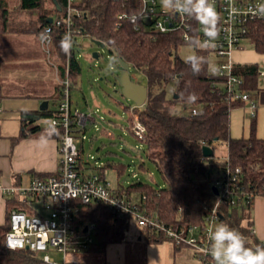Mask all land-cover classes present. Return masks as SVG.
<instances>
[{
  "label": "trees",
  "instance_id": "1",
  "mask_svg": "<svg viewBox=\"0 0 264 264\" xmlns=\"http://www.w3.org/2000/svg\"><path fill=\"white\" fill-rule=\"evenodd\" d=\"M47 1L19 0V14L15 17L7 0H0V40L10 34L40 37L46 28L52 27V53L61 80L65 77L67 58L60 48L63 28L51 25L49 19L61 16L59 10L66 6L67 0H49V7L46 6ZM74 7L82 12L80 18H74L77 27L109 47L117 48L122 61L144 69L147 77V102L145 106L135 108L147 129V135L145 140H137L142 143L147 159L155 165L166 187L135 180L128 186L120 185L117 190L126 192L146 213L157 216L167 227H203L206 216L217 202V195L212 188L214 175L225 170L226 161L217 158L215 154L212 158H205L202 148L209 146L214 149L222 144L227 147L230 166L241 169L240 177L246 189L255 197H264V139L257 137L255 126L247 138L231 136L230 112L243 103L225 99L222 81L210 74L212 55L209 51L194 50L195 54L205 57L209 63L203 66L199 75H193L190 66L178 53L181 46L188 45L183 41V31L161 34L150 29L142 20L132 22L131 18L140 11L136 0H79ZM22 13L30 14L33 19L25 24L34 25V29L24 26V20H20ZM120 15H125V18L119 19ZM195 23L198 22L195 20ZM252 29L255 49L264 53V21L257 22ZM192 45H195L194 40L189 46ZM3 63L0 54V98ZM235 70L245 79L244 89L257 95L264 104V88L259 87L257 66L237 65ZM81 71L80 62L73 52L70 57V76L75 84ZM171 81L175 83L176 91L174 97L169 99L164 85ZM61 88L59 84L60 93ZM190 92L198 97L194 104H188L192 110H198L197 114H173L171 104L177 101L187 104L183 97ZM42 118L41 114L22 117L20 138L41 131L43 127L37 125V122ZM62 133L63 130L57 127L52 136L60 141ZM78 166L85 174L81 157ZM110 170H117L118 175H121L126 165L107 161L98 173L105 178ZM254 208L255 198L248 201L241 198L235 207L222 202L218 208L221 223L241 232L250 241L249 229L254 224ZM10 212L7 223L0 226V264H41V257L37 253L27 249L6 248L5 236L10 230ZM76 218L81 228L94 225L95 242L88 251L101 253H106L109 245L122 242L132 224L129 217L116 216L105 204L99 202L80 203ZM140 237L147 244L168 241L162 233L150 228H141ZM174 249L180 251L184 248L174 246Z\"/></svg>",
  "mask_w": 264,
  "mask_h": 264
},
{
  "label": "built area",
  "instance_id": "2",
  "mask_svg": "<svg viewBox=\"0 0 264 264\" xmlns=\"http://www.w3.org/2000/svg\"><path fill=\"white\" fill-rule=\"evenodd\" d=\"M79 0H67L63 9L59 10L60 17L52 18L51 25L63 28L65 33L72 37V48L70 55H67L65 64V77L61 83V101L58 111L45 114L51 118L48 127L55 130L60 127L63 130L59 147V167L55 174L47 177H35L27 186L4 188L5 195L18 194L23 203L29 200L43 202L47 216H32L25 211L14 209L9 214L10 230L5 236V246L10 250L26 249L37 253L41 257V264H67L68 253H80L88 251L95 242L94 225L81 228L77 225V214L81 204L99 202L105 204L116 216H127L141 228H150L162 233L174 246L192 250L194 257L199 264H215L210 254L209 233L221 223L222 217L218 212L222 202L235 207L241 198L256 200L257 197L246 189L241 180V169L230 166L229 156H225L226 167L222 172L214 175L212 188L218 190L217 202L212 212L206 216L203 227L193 225L188 227H167L157 216H152L140 204L128 197L126 192H119L112 186V183L99 173L84 174L78 166L82 152L78 148L81 139L78 134H83L89 123H96L97 119L92 113H82L73 109L71 100V89L74 80L70 76V57L75 53L74 46L78 44L79 38H90L94 43L96 39L82 28L76 26L74 18H80L82 12L74 7ZM139 3L140 11L133 17L142 20L149 28L158 33H170L182 30L183 41L186 37L191 41L203 40L202 26L195 23V19L183 13L165 11L161 0H136ZM264 0H214V6L220 15L218 24L219 36L215 41L216 46L207 49L209 53L217 58L225 59V62L210 64V74L215 70L218 74L212 75L222 81L223 94L226 100L240 102L248 105L253 117L257 109V102L253 94L244 89L245 79L236 73V65L232 61V52L235 49H244L245 42H250L255 47L252 37V26L264 17L254 15L253 12L258 4ZM125 18L120 15L119 19ZM135 20V21H136ZM132 20V22H135ZM50 33V39L41 42L44 51L50 56L52 53V27L46 28ZM45 30V31H46ZM100 41V40H99ZM104 43V42H103ZM105 47H109L104 43ZM119 66V51L111 48ZM129 65V64H128ZM133 67L135 72L143 73L144 69ZM131 76V75H130ZM257 77L264 81V70L257 67ZM131 109V108H130ZM129 130L139 140H145L147 129L140 121L137 112L131 109ZM1 112V109H0ZM197 109L192 110L196 115ZM43 115V113L41 114ZM222 145V144H220ZM217 147V146H216ZM82 166L90 168L89 163L82 158ZM264 198V197H263ZM145 199V197H143ZM86 229V231H85ZM250 242L252 245H264V236H259L256 228L249 229ZM255 239V240H254ZM55 249L64 255V262L58 263L55 258L46 252Z\"/></svg>",
  "mask_w": 264,
  "mask_h": 264
},
{
  "label": "rangeland",
  "instance_id": "3",
  "mask_svg": "<svg viewBox=\"0 0 264 264\" xmlns=\"http://www.w3.org/2000/svg\"><path fill=\"white\" fill-rule=\"evenodd\" d=\"M7 2L9 8L15 12V17H18L19 0H7ZM46 6H51L49 0ZM22 14L20 20H24V26L34 29V25L25 24L33 19L29 16L30 14ZM244 47V49H235L232 52L233 63L242 66L255 65L264 70V53L257 51L250 42H245ZM74 50L82 71L77 79V84L71 89L72 107L82 113H92L97 119L96 123L88 124L84 133L85 139H82V133L77 135V138L81 139L78 148L82 152L83 160L89 163L93 174L98 173L99 168L107 161L125 164L126 170L119 177L115 175L116 173L114 175L110 173V179L113 182L124 186L139 180L158 187H166L155 165L147 159L142 143L129 130L131 109L138 107L122 94L118 85H115V77L120 74V70L110 48L97 46L90 38H79ZM0 52L4 58L2 74L11 70L26 75L29 70H34L35 77L33 79L20 77V80L16 79V81H29L33 84L30 85L33 90L52 92V88L56 86L55 68L57 63L53 55L49 56L44 51L40 37L32 34L5 35L0 43ZM94 53H98V58L93 57ZM178 53L185 59L188 55L195 54V51L191 46L184 45L179 48ZM210 62L213 65L225 62V59L211 56ZM130 75L137 84L147 85L144 74L135 72L133 67L130 68ZM1 80L9 81L2 75ZM259 87L264 88V81L261 79H259ZM164 89H166L167 97L172 99L176 91L175 83L171 81L165 84ZM59 93L57 89L54 90L53 95L55 96L49 100L51 109L55 106V97H60L61 101ZM259 107L256 121L257 136L264 135V104L260 102ZM244 109L243 106H239L231 110V131L238 134L245 132V136L249 137L254 122L249 111ZM171 112L178 116H188L192 113V108L188 104L177 101L171 104ZM50 122L51 118L43 119L42 124L48 123L49 125ZM214 154L217 158L225 159L227 149L224 145H219L215 147ZM256 202L259 208L257 210L260 211L253 213L254 224L252 227L256 228L261 236L264 234V200L258 198ZM34 206L41 214H47L42 203L37 202ZM219 224L221 223H217L216 226ZM140 229L141 227L132 222L126 238L122 242L109 245L106 253L93 250L76 254L68 253L66 263L182 264L181 261L186 260L193 264H199L193 257L192 250L188 248L175 251L170 241L159 244L145 243L140 237ZM46 253L54 257L58 263L65 260L64 255L55 249H50Z\"/></svg>",
  "mask_w": 264,
  "mask_h": 264
},
{
  "label": "crops",
  "instance_id": "4",
  "mask_svg": "<svg viewBox=\"0 0 264 264\" xmlns=\"http://www.w3.org/2000/svg\"><path fill=\"white\" fill-rule=\"evenodd\" d=\"M235 65L237 66L238 64ZM33 72L35 71L29 70L28 73H26V75L23 74V76L18 71L9 70L7 73L2 74V76H4L5 79H9V81H2V96L0 98V226H3L7 223L8 212L14 209L25 211L32 216H46L47 214H41L34 206L35 203L40 201L29 200L27 203H23L18 194L8 196L4 194L3 189L8 187L19 188L27 186L35 177L43 178L55 174L59 167L60 141L52 136L53 130L48 127V123L45 125L42 124L43 119H50L49 117H46L45 114L58 111L60 106V97L54 98L55 106L52 109L50 108L49 101L50 98L55 96L53 95L54 90H58L59 84H61L59 69L56 64V86L52 88V92L50 93L44 92L42 90H33L32 86H30L33 84H31L29 81H16V79H19L20 77H28L33 79L35 77ZM145 79L147 81V77H145ZM146 87L148 88V84ZM253 97L257 102L255 117L251 115L248 105H241L243 108H245L244 110H247V112L249 111V115L253 119L254 123L251 126V130L253 126L256 128V121L260 109V101L258 96L253 94ZM45 101L48 102V108L46 111H41L40 106ZM42 113L43 118L37 122V125H41L43 129L29 137L20 138L22 130V117L28 114ZM230 132L231 136L234 138H240V136L244 138L248 137L245 136V132H242L241 134L234 133V131L232 132L231 122ZM257 137L264 139V135H258ZM226 155H228V150ZM89 167L90 168H86L84 166V171L86 174L93 173V169L91 166ZM110 173L113 175L116 173L115 175L119 177L120 175H118L117 170L108 171L106 178L112 183L114 188H120V183L113 182L112 179H110ZM258 198L264 200L263 197H257L256 199ZM40 203L43 204V202ZM257 209L259 208L255 200L254 212L257 211L258 213L260 211ZM261 236L263 237L264 234ZM181 263L193 264L191 261L187 262L186 260L181 261Z\"/></svg>",
  "mask_w": 264,
  "mask_h": 264
},
{
  "label": "clouds",
  "instance_id": "5",
  "mask_svg": "<svg viewBox=\"0 0 264 264\" xmlns=\"http://www.w3.org/2000/svg\"><path fill=\"white\" fill-rule=\"evenodd\" d=\"M161 5L165 11L183 13L202 26L205 38L199 39L195 45H192L194 50H207L216 46L220 15L214 6V0H161ZM253 14L264 17V3L258 4ZM131 19L135 21L137 17ZM49 39L48 30L40 34L41 42ZM186 42L191 45V38L186 37ZM72 44L71 34L65 33L60 41V48L66 55H70ZM184 62L190 66L193 75H199L203 66L209 63L205 57L197 54L188 55ZM211 74L218 73L214 70ZM183 98L187 104H194L198 99L194 92L187 93ZM208 239L211 245L210 254L215 264H264V245L253 246L247 237L227 224L217 225L209 233Z\"/></svg>",
  "mask_w": 264,
  "mask_h": 264
},
{
  "label": "water",
  "instance_id": "6",
  "mask_svg": "<svg viewBox=\"0 0 264 264\" xmlns=\"http://www.w3.org/2000/svg\"><path fill=\"white\" fill-rule=\"evenodd\" d=\"M53 19H49V23H52ZM94 44L100 47H105L104 43L99 40H95ZM98 53H94L93 57L98 58ZM120 74L115 77V85L121 88L122 94L129 100L133 101L137 107L141 108L145 106L148 99V88L134 82L129 74V65L119 60ZM48 108V102L45 101L41 104L40 110L46 111ZM203 156L205 158H212L214 156V149L209 146L202 148ZM213 191L218 195V190L213 187ZM86 231V229H85ZM28 250V248H26Z\"/></svg>",
  "mask_w": 264,
  "mask_h": 264
}]
</instances>
